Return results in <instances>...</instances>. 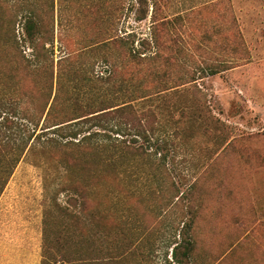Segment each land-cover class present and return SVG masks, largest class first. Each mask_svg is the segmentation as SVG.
I'll use <instances>...</instances> for the list:
<instances>
[{"label":"rangeland","instance_id":"rangeland-1","mask_svg":"<svg viewBox=\"0 0 264 264\" xmlns=\"http://www.w3.org/2000/svg\"><path fill=\"white\" fill-rule=\"evenodd\" d=\"M81 2L101 3V8L78 11L79 50L107 34L133 32L149 39L154 9L158 19L180 16L163 37L162 56L169 65L162 58L137 65L112 48L109 64L101 60L100 49L81 50L61 66L58 50L54 55V93L64 106L89 109L120 103L130 94L139 98L138 112L154 119L156 131L148 143L117 142L113 195L108 203L101 199L100 212L109 211L105 233L119 234L121 264H177L171 250L190 220L192 252L181 264H264V0H110L122 8L113 25L108 0ZM146 10V18L138 20ZM210 64L224 70L208 76L202 68ZM112 67L114 86L100 79ZM162 72L169 84L188 82L193 75L196 81L160 92L165 77L156 76ZM129 144L143 153L131 159L124 150ZM36 159L28 154L19 162L0 196V264H41L45 214L54 204L78 205L61 166L46 160L37 167ZM172 182L184 195L195 183L192 207L174 197ZM54 223L50 234L70 252L77 240H70L72 233L64 232L57 218ZM98 230L85 229L92 236L87 248L93 257L103 254L97 251Z\"/></svg>","mask_w":264,"mask_h":264},{"label":"trees","instance_id":"trees-1","mask_svg":"<svg viewBox=\"0 0 264 264\" xmlns=\"http://www.w3.org/2000/svg\"><path fill=\"white\" fill-rule=\"evenodd\" d=\"M106 7L107 10L112 8L108 10V13L112 11L108 23L113 25L121 15V3L108 0ZM93 8H101V3L86 4L81 0H0V196L19 162L31 154L38 157L34 162L37 167H43L46 160L56 161L62 168L63 181L78 198L75 209L54 204L52 211L45 214L41 264H121L124 254H121L122 249L118 245L119 234L118 231L114 235L105 233V225L110 227L107 222L109 211L105 208L106 214L100 212L101 199H106L108 203V197L113 195L111 188L118 177L114 171L117 142L125 143L127 141L123 139L128 138L129 142L136 143L137 139H142L148 143L156 131L154 119L149 120L150 116L145 111L138 112L135 103L139 98H133L130 94L120 103L101 102V105L89 109L76 103L73 107L64 106L56 91L54 93L55 51L59 53L57 66L69 62L86 49H100L103 52L101 60L107 64L108 53L119 50L137 65L158 62L160 58L169 65L170 61L162 56L163 49L167 48L163 37L165 33L169 34L172 21L180 18L158 19L154 9L149 39H139L133 32L107 34L81 51L76 48L75 42L78 11ZM139 13L138 20L146 18L147 10ZM110 48L111 51L108 50ZM152 50L151 54H146ZM220 67L223 66L210 64L202 71L212 76L224 70ZM60 73L61 70L58 76ZM116 77V67H112L111 73L100 79L104 84L114 86ZM159 77H165L160 92L196 81L193 75L188 82L169 84L171 78L166 72L156 76ZM123 79L129 80L130 76ZM56 86L60 88L59 83ZM150 115L155 118L154 112L151 111ZM109 140H112L111 145L107 144ZM125 147L126 155L131 159L143 153L140 146L129 144ZM194 184L190 185L191 191ZM171 187L178 193L173 182ZM191 191L186 195L180 192V196L175 194L174 197L187 201L185 206L190 208ZM53 210L56 214L50 215ZM53 217L61 223L64 232L72 233L70 240H77L71 243L70 252L50 234L52 225H55L56 218ZM191 222L183 223L181 240L171 250V259L177 264L190 258L193 245ZM112 223L115 228L118 227L114 219ZM92 225L99 229L101 238L97 251L103 253L100 257L90 256L87 248L92 236L86 235L85 229ZM176 234L175 229L174 236Z\"/></svg>","mask_w":264,"mask_h":264}]
</instances>
